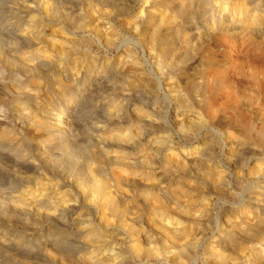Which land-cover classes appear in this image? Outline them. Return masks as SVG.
Returning a JSON list of instances; mask_svg holds the SVG:
<instances>
[{
    "label": "rangeland",
    "instance_id": "374dc122",
    "mask_svg": "<svg viewBox=\"0 0 264 264\" xmlns=\"http://www.w3.org/2000/svg\"><path fill=\"white\" fill-rule=\"evenodd\" d=\"M49 1L40 0L35 3L32 0H0V88L2 89L0 114L5 122L2 126L8 129L12 127L11 131L14 130L17 139L14 143H8L9 145L11 143V146H5L3 142L6 139H1L0 146L4 151H8L6 153L13 154L18 161L25 159L31 164V167L25 169H14L13 174L1 175L4 182L0 184V201L12 200V196L29 184L27 182L29 179L32 178L33 182L41 174L54 179L68 175L72 179L80 177L82 162L93 161L95 158L90 147H86L85 151L82 149L78 139L89 143L97 138L115 136L129 131L131 135L125 143L127 145L125 151L131 152L130 155H134L136 151L144 153L145 161L153 164L154 172H160L163 175L160 184L163 188L155 190V187H148L142 193H139L137 189L129 190L126 200L130 203H134L135 200L138 202L134 203L132 208L128 206L124 211L118 209L108 211V230H103L101 237L110 241L116 240L119 245H122V253L117 258L121 261L120 264H176L173 258L146 259L143 255L132 253L130 246L135 233L129 227L125 230L119 219L126 215L127 218H134L138 224L141 219L148 217L147 212L151 209H160L165 205L169 210L170 207L176 208L174 200L182 209L198 208L194 200L184 203L182 198H178L172 190L166 189V186L181 181L185 186L190 187L198 184V180L204 179L205 174L192 173L191 176L194 178H189L188 174L168 162L167 153L170 150L179 153L184 148L190 150L198 145L203 153V159L207 160L210 151H213L215 159L224 157L226 159V156L222 154L225 149L223 139H227L225 138L226 126H217L215 128L218 131L215 129L211 132L208 124L195 128L187 121L188 117H192L196 107L204 113L207 111V107L203 106L206 97L210 103L208 106L211 105L212 110H218L217 114L220 115L221 112L222 117L232 122H235L237 118L235 129L243 128V123L252 124L259 120L263 123L264 53L258 48L243 49L240 45L235 46L225 36L226 26L230 25L232 31H245L244 24L247 25L249 20L247 18L245 21L244 15L240 19L241 14L236 9L239 0L230 1L229 8L234 6L236 15L231 23L227 20L226 0H181V2L179 0L173 6H168L165 9L167 11L161 5L158 6L160 3H157L155 6L159 7L160 14L163 13L164 19L167 20H164L165 25L161 26L160 30L156 29L153 32L154 39L151 43L147 42L151 40L150 36L146 35L150 33L147 29L150 24V15H146L142 20L136 18L143 6L139 3L140 1L112 0L111 6H102L95 0H56L53 3ZM73 2L78 3V10L73 8ZM87 2L95 4L96 9L100 8V12L108 13L114 30V36L110 42L105 43L100 36L88 30L95 21L92 22L89 18L88 7H85ZM50 4L51 18L55 22L57 20L63 23L68 22L65 28L74 32L77 38L74 43V56H87L90 64H84L82 69L84 71L98 70V74H102L103 78L99 80L101 84L92 86L94 88L91 93L94 96H82L80 101L79 99L75 101L76 108L73 114L77 118V123L73 136L78 142L76 141L70 147L58 146L55 150L56 158L47 160L41 159L33 151V143L37 135L32 137L27 135V131L35 121L26 117L29 108L25 106H33L34 103L40 102L42 113H47L55 107L58 108L66 98H71L75 90L63 86L60 82V76L70 71L66 69L69 60L61 59V62L29 66L25 61L28 58L26 56V51L29 50L28 45L22 47L21 44L16 43L13 33L28 27L29 20L34 18V15L38 18L41 16L38 10L44 13L42 10ZM258 8H264V0L259 1ZM147 11L152 14L153 8H148ZM168 12L172 16H169ZM169 21L170 23L167 24ZM133 25H137V28L132 27ZM250 32L264 34L263 22L261 25L251 24ZM32 37L36 43L34 36ZM212 43H216L215 51L211 48ZM231 44L232 48H230ZM34 45L40 46L38 43L30 46ZM23 51H25L24 55ZM119 59L128 61L129 64L119 65L117 63ZM204 67L207 70V74L205 72L203 74L207 76L202 75L204 80L207 77L209 80L211 72L218 70L221 73H216L215 77L218 78L217 76L221 75L222 81L219 77L217 81L221 82L218 81L215 88L214 85L207 84L210 89L207 86L203 88L206 85L204 84L201 91L204 96L197 102L199 98L195 97L192 78L197 69ZM90 75L91 72H88L82 78L84 87L94 82V77ZM160 80L163 82L161 85ZM168 82L171 84V89L165 90L164 83ZM35 86L39 87L38 90ZM210 86H213L214 90ZM217 88L224 89L222 91L218 89V91ZM106 104L107 106L111 104L110 107L113 106L112 104H118L119 107L124 104L118 111L119 118L112 121V116L110 117L105 110ZM174 108H179L177 119L171 113ZM135 109L140 110L139 114ZM237 109L240 113L236 111ZM182 119H184L183 123H181ZM20 126L23 127L22 133L18 132L19 129H14ZM263 126L259 125L257 129H263ZM155 128H162L157 129L158 132L168 135L167 143L158 146L142 145L141 133L147 129L153 131L152 129ZM208 131L211 133L209 134ZM37 133L40 134V132ZM255 134L256 132H253L251 139H256L255 141L258 142V136L256 138ZM116 149L115 146L112 147V150ZM249 157L250 155H247L246 159L248 160ZM225 159L224 162L227 163ZM95 160L102 166L110 163L106 155L98 156ZM173 175L182 177L174 179ZM228 177L229 181L233 180L235 184V179L230 175ZM239 183L244 187L248 181L243 179ZM62 189L68 190L65 187ZM235 189L238 191L240 187L235 184ZM244 195L246 199H250L254 194L249 192ZM204 196L209 207L220 212H224L227 208L225 204L236 201L220 188L211 189L204 193ZM200 197L201 195H198L195 200ZM77 202L81 207L84 200L78 199ZM96 211H93L90 216L102 214L99 208ZM83 217L87 218V215ZM127 222L131 223L129 219ZM195 225L201 231V236L196 240L200 245L194 252L193 260L195 264H206L203 257L207 255H203V252L211 246L213 230L216 227L205 229L199 224ZM81 228H83L82 224L77 222L76 225H68L61 214L58 213L52 217L43 208L12 209L8 207V204L0 203V264H80L77 260L79 241L85 238ZM51 234L57 246L54 256L48 252L47 239H51ZM246 241V238L232 240V244L240 251L247 250L250 254L248 261L236 258L235 262L238 261L239 264L243 262L247 264L249 261L255 262L259 259L256 251L249 248Z\"/></svg>",
    "mask_w": 264,
    "mask_h": 264
},
{
    "label": "bare ground",
    "instance_id": "6f19581e",
    "mask_svg": "<svg viewBox=\"0 0 264 264\" xmlns=\"http://www.w3.org/2000/svg\"><path fill=\"white\" fill-rule=\"evenodd\" d=\"M32 1L36 3L40 0ZM54 1L56 0H50L49 2L53 3ZM95 1L102 6H111L112 4V0ZM137 1H140L139 3L143 4V6L140 8V14L136 18L142 20L146 15H150V24L147 27L150 33L146 35L150 36L149 38L151 40L149 41L147 37V42L152 43L154 39L153 32L165 25L164 20H167L164 19L165 16H163V13L160 14L159 7L155 5L160 3L158 6L161 5L165 10L168 6H173L175 2H179V0ZM230 1L231 0L225 1L226 10L228 12L227 20L229 23L236 18L234 6L231 9L229 8ZM259 1L260 0H239L237 2L238 6L236 9H238V12L241 14L240 19L244 15V20L246 21L248 18L249 22L247 25L244 24L245 31H232L230 25L226 26L225 33L227 34L225 36L226 39L235 46L240 45L243 49L258 48L264 53V34H254L250 32L251 24L261 25L262 22L264 24V8H258ZM50 6L51 4L42 10L44 13L38 10L41 16L38 18L34 15V18L29 20L28 27L24 30L13 33L16 37L15 42L21 44L22 47L28 45L29 50H25L28 58H26L25 61L28 62L29 66H39L55 61L61 62V59L69 60V65L66 69L70 71H66L60 76V82L63 86H67L75 90V92L72 94L71 98L63 100L58 108L55 107L54 110L51 109L47 113H42L40 102L34 103L33 106H25V108H29L26 117L35 121L27 131V135H31L32 137L37 135L33 143V151L41 159H54L57 156L55 150L58 146L65 145L70 147V145H74L76 141L78 142L79 140L81 143L80 146L84 151L86 147H90L91 153L94 155L93 158L97 159L98 156L106 155L110 163L107 166H102V164L95 159L93 161L84 160L81 164V176L76 179L69 178V175L67 177H61L60 179H54V177L49 178L41 174V176H38L33 182L32 178L29 179L27 181L29 184L19 190L16 195L12 196V200L10 199L8 202L1 200L0 203L8 204V207L12 209L22 208L32 210L43 208L52 217L58 213L61 214L68 225H76L77 222L82 224L83 228H81V231L85 233V238L79 241L80 249L79 257L77 258L78 262L80 264H120L121 261H118L117 258L120 257L119 254L122 253V245H119L116 240L112 239V241H110L109 239L101 237V232L103 230H108L109 217L107 212L117 211V209L124 211L128 206L132 208L133 204L137 203L138 200L133 201L134 203H130V201L126 200L129 190L137 189L139 193L144 192L148 187H155V190H161L163 186L160 184L162 183L161 179L163 175L160 172H154L153 164L145 161L146 157L141 151V153L136 151L134 155H130L129 153L131 152L125 151V149H127L125 143L127 142V138L131 135L129 131L124 134L118 133V135L115 136L110 135L97 138L89 143H84L83 139H74L73 130L77 123V118L73 114L76 108L75 101H78V99L80 101V98L83 97L94 96V94L91 93L94 88L92 86L101 84L99 80L103 78V75L98 74V70L84 71L82 69L84 64H90L87 61V56H74V43L77 38L74 32L65 28L68 22L63 23L60 20L55 22L51 18L50 10H52V8ZM85 7H88L87 11L89 10V18L92 22L95 21V24L88 30L92 31L94 35L100 36L102 38L101 40L105 41V43L110 42L114 36V30L109 15H107L108 13L104 11V13H102V11L100 12V8L99 10L96 9V5H92V3L87 2ZM73 8L78 10L77 2H73ZM148 8H153L152 14L147 11ZM168 13L169 16H172L170 12ZM169 23L170 21L167 24ZM29 27L33 28L29 29ZM132 27L137 28V25H133ZM32 36H34L36 43L40 46H30L36 44ZM232 44L230 48H232ZM216 47V43L211 44V48H214V51ZM25 51H23V55ZM211 54L213 55V53ZM119 60L117 61L119 65L126 66L129 64L128 61ZM225 68L230 69L228 66H225ZM213 71L215 74L208 71L211 72V74H209L212 75H209V80H207L208 77L205 78V80L203 79V76H205L203 75L204 72L207 74L206 67L199 68L195 71L194 77L192 78V86H194L196 93L195 97L199 98L197 102L200 101V98L202 100L204 96L203 93L201 94L204 84L206 85L203 88H207V84L214 85L215 88V84L220 81H217V79H219L221 75L217 76L218 78H216L215 75L221 72L218 70ZM88 72H91L90 76L94 77V82L84 87L82 78ZM252 73L254 72L252 71ZM258 74L255 75L257 76ZM251 75L250 77L255 76L254 74ZM253 79L252 77V80ZM24 82L23 84H25ZM254 82L256 83V80ZM161 84H163V82L160 80V85ZM164 86L165 90L171 89L170 82L164 83ZM210 87L212 89L213 86ZM38 88V86H35L36 90H38ZM172 88L174 89V85H172ZM218 89L219 88H217V90ZM219 90H221V88ZM0 94H2L1 88ZM236 102L237 101H235V103ZM122 103L123 102H121V104ZM208 103L209 101H207L206 97L203 106L207 107V111L204 113V111L198 110L196 107L192 117H188L187 121L188 124L195 128H200L202 125L208 124L207 126L210 128L209 130L211 132H213L217 126H226L227 134L225 138L227 139H223L225 149L222 153L226 156V159L225 157L222 159H215L213 151L209 152L207 160L203 159V153L198 145L190 150L184 148L179 153L172 150L167 153L168 162L172 166L178 167L188 174L189 178H194V176H191L192 173L197 174L198 172H203L205 174L204 179L198 180V184L191 185L190 187L185 186L181 181H176L166 186V189L172 190L178 198H182V202L188 203L194 200V202L198 204V208L191 209L186 207V209H182L177 201L174 200V205H176V208L178 207L180 209L170 207L169 210L167 208L168 206L165 205L160 209L154 208L149 210L147 212L148 217L141 219L138 224L137 221L135 222L134 218H127L126 215H124L122 219L120 218L119 222L125 227V230L129 227V229L133 230L135 233L130 246L131 252L143 255L146 259L173 258L176 264H195L193 255L200 245L196 240L201 236V231L198 230L195 224H199L205 229H214V227H216V229L213 230V241L211 246L207 251L203 252V255H207V257H203V261H206V264H239L238 261L235 262L236 258L248 261L250 254L247 250L240 251L237 246L232 244V240L235 238H246V243L249 248H253L259 257L257 261H249L247 264H264V128L257 129L259 125L260 127L264 125V121L263 123H261L260 120L256 121L257 124L255 121L252 124L243 123V128L240 126V129H235L237 118L235 122L228 121L221 116V112L219 115L217 114L218 110H212V107H210L211 105L208 106L210 103ZM237 104H235V106ZM110 105L107 106L106 104L107 107L105 110L108 111L107 114H109L110 117L112 116L113 121V119L119 118L118 111H120L124 104L121 105V107H119L118 104H112L113 106L111 107ZM236 108H238V106H236ZM135 110L137 114H139L140 110ZM238 110L239 109L236 111ZM171 113L173 117L177 119L179 116V108H174ZM251 121L253 122V120ZM183 122L184 119L181 120V123ZM4 123V118L0 114V140L6 139L3 143L7 146L9 142L14 143L17 139L14 130L11 131L12 127L11 129L3 127L2 125ZM14 129H19L18 132L22 133L23 127L20 126ZM157 129L162 128L152 129L153 131L147 129L141 133L140 140L142 145L150 144L152 146H158L167 143L169 138L168 135H166V133H159ZM236 130H238L239 133ZM36 132H40V134H36ZM253 132H256L255 135L256 138L258 136V142L255 141L256 139H251ZM11 143L9 146H11ZM113 146L117 149L112 150ZM6 152L8 151H4L0 146V184H2L3 181L1 178L2 174H13L12 172L14 169L31 167V164L25 161V159L18 161L13 154ZM247 155H250L248 160L246 159ZM224 159L227 160V163H225L226 161L224 162ZM243 159L246 160V162H244ZM229 175L235 179V184L240 187V190L237 191L235 189L233 180L229 181ZM173 177L174 179H179L182 176L173 175ZM243 179L248 181V184L244 187L240 186L241 184L239 183ZM64 187L68 190L62 189ZM214 188L222 189L224 193L232 196L236 200L230 204L228 203V205L225 204L227 208H225L224 212L212 210L206 202L205 196L203 197L204 193ZM249 192H252L254 195L251 196L250 199H246L247 197L244 194ZM198 195H201V197L199 199L197 198L196 201L195 197ZM78 199L84 200L81 207H79L80 204L77 202ZM98 208L102 214L93 217L92 215L90 216V214L98 210ZM84 215H87V218L83 217ZM127 219H129L131 223H128ZM54 240L55 238L53 235L51 239H47V244L49 246L48 252L52 256L55 255L54 251L57 247L56 241ZM104 248L105 250H102ZM194 259L197 260L196 258Z\"/></svg>",
    "mask_w": 264,
    "mask_h": 264
}]
</instances>
